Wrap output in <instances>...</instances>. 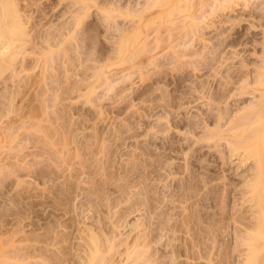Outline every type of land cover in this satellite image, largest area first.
Wrapping results in <instances>:
<instances>
[{
  "label": "bare ground",
  "instance_id": "obj_1",
  "mask_svg": "<svg viewBox=\"0 0 264 264\" xmlns=\"http://www.w3.org/2000/svg\"><path fill=\"white\" fill-rule=\"evenodd\" d=\"M123 1L124 3L128 2L127 0H118V3L116 1H108L102 5H100V3L97 4L98 10H101V14L104 13L105 15H103V19L106 23L109 24L111 21L118 18L125 20V24L120 25L119 28L117 26L118 23L116 25V28H118L116 30L118 32L117 37L115 34L112 35L115 32V30L112 32L111 28L112 25H114V22L111 24V27L108 26L109 34L107 33L108 35H106V38H111L110 42L113 44L109 48V46L104 44L99 37L100 26L97 29L93 26L95 28L94 30V28L91 27V24L90 26H88L87 22V24H84L90 11L96 5L97 0H75V3L70 6L69 10H66V12L69 13L67 18L63 22L60 21L61 24H58V27H51V30L47 29V33H40V30H37V27L40 24L35 28V24L38 23V21L34 23L33 16L27 14L26 11H23L24 8H22L19 0H0V77H2L7 70H10V68L12 69L11 71H13V67L18 63L20 55L23 56V59L20 60L22 69L19 73L16 72L17 75L23 71H27L26 62L30 55L35 54L40 61L41 58L46 57L48 54V57H50V54H52V58L50 57L49 61L44 62L45 67H48V64L51 62V72L56 71L58 68V59L62 57L60 59L62 60L64 58L61 62L62 66L66 69L65 72H68V74H66V79H71L70 76L72 75L70 73H73L70 64L73 66L74 63L79 62L84 66H82V68H84L82 78L77 82H72V84L74 83L79 90H82L83 93L81 94L86 100V103L92 102L93 104V102L96 101L94 99V96L96 95L94 94H97L96 92L98 89L103 86V89L106 87L107 92L115 90L114 93L117 92V94L121 92L127 93L126 91H130L131 89V87L127 85V82L132 81V78L136 75L142 80V86H137L138 88L132 89L123 96V99H129L132 102L134 99L140 98L144 102L148 100L153 103L155 102L149 106L151 107V109H149L151 112L156 111L158 108L168 110L169 107H176L175 109H177V107H184V101L188 100L187 103H189L190 98H192V100L201 99L202 101L200 102L204 103L205 100L202 98L206 99L207 97L206 89L209 87V89L213 88V82L217 81V84H219L217 86L219 88L217 87V90L216 86H214L215 90L212 89L214 94H212L211 97L209 96V100H222L224 101L223 106H220L219 108L216 107V109L218 108V113L216 115L214 104H212L209 106L212 107L210 108L212 110L208 111L207 108L206 111L208 112H204V110L199 115L197 114L198 116L195 118V121L198 120V117H201L203 120V116L205 117L206 115L207 119L210 116V118L217 121L218 125L214 124L216 128L211 129L209 133L207 130L208 134H204L206 136H202V133L199 136L196 135V132L200 127V122L197 124L192 120L194 116L190 119V117H186L183 112H179L178 116L176 112L173 113L172 110L170 113L168 112L169 114L166 116L168 122L172 121L173 123L171 127H173V125L177 127L186 126L189 131L187 130L188 133H182L184 137L186 136L185 134H193L197 136L195 137L192 135L195 137L194 139L191 136H187L188 145L181 143L182 141H179V144H176L177 142L175 143L174 140L172 141V138L175 137L173 134L169 135V133H167L168 136L165 137L163 133V135H161L163 137L159 136L158 134L162 133L160 132L162 130L158 129V132H153L152 136H150V138L148 137V144L144 143L146 145L145 147H143V145L138 146V149H141L140 152L136 154L135 152L138 150L134 151L133 155L135 157L137 156L136 158L138 159H136L137 162L134 163V168L131 167L124 170L125 167H118L115 168L117 169L116 171L111 170L112 172H109L115 159L110 160L113 158V154L109 155L110 151L108 154L102 149V152L105 153L104 156L108 154L109 157H107L109 159L101 158L99 156L96 160L97 162H93L95 164H93L92 167L97 165V167L101 169L98 171V168L96 167V172L98 171V173L93 172L95 169L91 171V169L86 170L83 168L85 171L83 170L82 174L88 175L85 178V175L82 176L80 173V167L76 166L75 168L77 161L73 162L69 160L63 156L64 154H61V150L57 149V140H54L56 142L48 141L53 145V148L50 147V149L46 144H43V142L42 144L40 143L42 140L40 141L37 139V142H34V145L32 146L35 149H32L31 152H29L25 151V148H27L28 143H33V141L31 138H28L29 140H26L25 143L23 142L24 144L22 143V145L20 144L19 147H17L18 145L12 147L13 149L17 148L15 150L16 153H13L14 151H9L4 155L3 152H1V189L2 187L9 188V186H13V184L16 183L10 181L11 174H17L15 176H20L21 174L32 175L35 178L42 179V182L45 184L41 196L42 201L39 202L43 206H51L53 210L51 212L55 214L56 211H60L59 213L64 217L69 213H73L76 210L78 211L79 208L81 210L80 212H82V214L79 213L81 217L85 211L93 210V214H99L98 216H101V221H98V226H92L88 225L89 223L87 221L85 222L83 218L82 220L76 219V216L73 214H71L66 220H61L60 216H58L57 223L50 224V222H48L46 224L43 234L39 232V234H37V232H35L37 230L34 228L33 230L31 229V233L29 231L26 235L25 233L24 235L23 233L22 235L20 234L21 236L16 237V240H5L7 246L4 248L0 246V264H5V262L9 263L6 259L7 257H10L9 255H12L9 253L11 250H9V248L14 246L16 241L22 242L25 240H32L31 245L23 246L20 244L21 246L17 248L19 251L16 252V250H14L16 253L13 255V258L17 257V261L25 260L27 262L29 258L35 260L38 257L39 259L37 261H40V264H70L73 258L76 260L74 256L77 255L79 264H204V262H202L203 260H208L210 264H213L212 262L216 261L215 256H217L219 257V263L221 264H236L237 256L234 254V252H236L238 259L240 258L237 264H264V0H143V2L132 0L136 1V6L138 5L137 2H139L140 6L138 5L137 7H133V4L131 5L132 7H128V5L126 6L125 4V7ZM76 5L77 7L73 9ZM239 9L244 10L247 17L249 15L257 19V21H252L251 19L253 18L250 19L253 22L250 23L252 27L258 30H260V27H263V29H261L263 35L260 40H257V34L252 32L250 35L253 36L252 39L254 42L261 44V51L263 53L261 57L262 60L259 63L256 62V68H254V70L249 67L253 62H251L245 54H241V58L238 56L242 52L241 49L240 53L238 51L239 44L240 46H243L241 44L246 43L248 40L245 41L238 36L239 34L236 35L238 31H234L235 34H233V30L237 25H242V21H250L249 17L248 19L238 17L236 12ZM66 12L65 14L67 15ZM47 13L45 16H47ZM43 18L45 17L43 16ZM43 18L41 17V19ZM121 26H123V28ZM35 29L37 31L34 32L33 30ZM93 30L96 31L95 35L92 34ZM212 32H217V36L214 35L216 38L213 37L215 38L214 41L212 40V36H207L209 34L212 35ZM246 33H249V29ZM92 36H95L97 40L96 41L94 38L96 41L94 53H96V55L92 60H94V63L96 61L95 66H91L88 62L92 60L85 57L87 50L92 48ZM114 38L115 40L113 41ZM36 39H41V44L36 45L35 50L27 52L28 45ZM229 46L234 47V50L227 51L226 49ZM235 48L237 50H235ZM230 51L234 53H231ZM75 52L78 56L77 58L73 55ZM234 54L236 56H234ZM91 57L92 55L90 58ZM237 57L239 59L236 62L234 60ZM34 59L36 60V58ZM115 64L123 66L124 64L127 65L123 68L121 67L118 72H114L115 70L112 71V67ZM76 66L78 65L76 64ZM46 68H44L43 64V69ZM91 68L94 69L93 72H89ZM48 70L49 69L47 68L46 71ZM201 70H205V74L214 70L216 71V74H211L210 72V74H208L209 78L201 79L199 82L192 80V78H194V73L196 75L201 72ZM120 73H122V76L115 78V76ZM44 76L41 78L43 79ZM53 77L54 79L58 78L57 76ZM190 79L194 83V86L189 88L192 89V87H194L196 91L201 93L198 97L194 93L195 91L191 92L190 89L185 88L186 82ZM26 80V78H22L20 79L19 84H16L19 90L16 89V95L21 91V87L28 83ZM58 80L61 82L60 78L56 81ZM146 81H148V83H145ZM161 83H163V85H160ZM230 84H240V91L237 90L239 96L256 94L259 92V99L256 97L258 99L256 103H248L249 105H246L244 108L241 105L242 109L239 108L240 110L238 112L236 111L237 113L234 115L233 111H231L232 108L229 109V105L224 106L226 104L225 102H227L229 96L232 94H230V92H233L232 90L234 86L229 87ZM27 87L28 86L25 85L24 88ZM103 89H100V91H103ZM67 91L69 92L68 89ZM198 92L196 93L199 94ZM41 94L43 93L41 92ZM239 99L241 98L239 97ZM211 102L212 101H209L208 103ZM57 103L61 104L62 102ZM217 104L218 102L216 105ZM54 105L57 106V104ZM134 105L132 106L135 107L136 105ZM204 105L206 106L207 104ZM230 105L232 106V104ZM45 107H47V105ZM147 110L146 113L134 111L132 115L135 117V120L138 117L142 118L140 121L138 120L139 125H141L139 126V129H144L145 126H148L149 121L147 123V121L143 119L151 113ZM136 113H139V116H136ZM169 115L171 116L170 118H168ZM61 117L57 120H61ZM163 117L164 116L159 115L161 123L159 122V124H157L158 127L165 128L164 123L162 122V119L164 120ZM215 117H217V120ZM210 118L209 120H213ZM63 120L64 122H61L60 127L65 123V118ZM198 121H201V119ZM205 122L208 123L207 121ZM38 124L39 123H34L31 125L37 130L41 127L43 128V126ZM71 124L73 123H70V125ZM21 127L25 128L27 126H22L21 124L16 128L17 130L11 131L10 134L14 139L20 136L18 131L20 132ZM11 128L12 126H6V129L8 130H11ZM118 128L120 130L121 127L118 126ZM116 129L117 126L115 127V130ZM132 129H135V131L138 132V125L137 128L135 127ZM119 130H116L118 134L115 135L120 136V134H122L120 133L122 129L120 132ZM46 133L48 132L46 131ZM48 134H46V136H48ZM139 135L142 134L139 133ZM186 138H184V142ZM158 139L163 140L162 146L164 145V149L161 152L158 151L159 153H156L154 150L155 146L151 148L150 145ZM75 140L80 148H82L81 146H84L85 148L89 146L90 141L88 142L86 140L84 142L78 138ZM203 140L210 142L214 141L215 146L218 147L220 153H223L225 148L220 150L219 145L222 146L221 149L223 147L229 149H226V156L222 157L224 163H228L231 160L230 157L235 156V154L237 156L238 152L240 154H238V157L241 166L248 163L249 160H251L252 164V160L255 159L253 161V163L255 162L254 165L250 168L251 170L244 175L245 177H242L245 182H243L244 184L241 188H235L236 184L233 186L234 188H232L230 183L232 181L228 182L225 178L221 179V181L223 180L221 184L214 183L215 185H212L210 183L212 186L207 185L209 184L208 182L214 180L213 174L204 176L207 174L205 173L202 176L204 172L201 174V171L199 170V172L197 169L199 164H196L200 158L199 154H201L200 150V153L198 155L196 154V147L200 142H203ZM138 143L139 142H137V144ZM197 143L198 145L194 146ZM212 145H209L210 148H212ZM193 146L195 149L191 150L190 157H186L187 161L183 158L186 163H168L167 159L170 157H168L169 155L167 153L169 152H166L165 150H177L176 152H178L179 150H186L187 147L193 148ZM105 147L108 149L106 145L103 146V148ZM198 148L200 149V147ZM189 149L190 148H187L188 151ZM185 150L182 152L185 153ZM45 153H47L49 157L41 158ZM89 154L87 159L92 155ZM30 155L34 157L29 160L27 157ZM146 155L155 156L156 158L153 157L154 160H151L148 159V157L146 158ZM187 155L189 154H186V156ZM82 158H79V161ZM219 158H221V156ZM87 159L85 157L84 161L82 159L78 164H81L86 168V165L84 166L85 162L88 164V162L91 161V159L90 161L88 159L87 162ZM111 161L113 162L111 163ZM122 161H124V159ZM199 162L200 160L198 163ZM64 164H66L67 167L62 168L63 170H61L60 168L61 166L63 167ZM108 164L110 165V168ZM201 165V167H203L205 164L202 163ZM89 167L92 168L90 164L88 168ZM77 168L79 170H77ZM111 169L114 168L112 167ZM161 169H166L168 174L165 175ZM106 170H108L107 172L109 173H106ZM123 170L126 173L125 177H128L125 179L126 182L123 180L125 177L121 176ZM63 171H68V174ZM93 174H96V177L97 175L101 177H99V180L98 178L94 179ZM174 174L175 176H172ZM131 176L133 179V176H135L136 180H130ZM153 176L156 181L158 179H161V181L164 179L166 181V178L169 180L170 176H172V179L170 178V181L165 184H163V182L161 183L159 180L158 182H148ZM60 177H63L64 179L60 180V183H58L57 181ZM120 180L123 182L121 183ZM117 181H120L121 184H114L117 183ZM21 182L22 180L18 179V184L16 186H20ZM159 182L163 184V186H160ZM83 183L89 185L86 186ZM112 184H114L117 189H115ZM205 185L206 189H204ZM8 188L4 189L7 190ZM116 190L117 193L119 192L120 194L118 196L116 195L117 197L114 196L115 198L111 197ZM28 191L30 192V190ZM45 191H49L48 194L51 195L46 194ZM11 193L12 192H10V194ZM25 194L26 193H22L20 190H16L9 199L13 204L16 202L20 203V198H25ZM28 194L29 196H34L32 192ZM6 195L9 194L6 193ZM79 195H83V197L80 199V205H76L74 199L79 197ZM49 197H51V200H54L52 201V204L50 203L51 201L49 200ZM30 200L32 201V199ZM31 201L25 202L26 206H31L32 208H34L35 205L37 206V203L34 202V198L33 201ZM10 204L13 205L12 203ZM73 205H76V207ZM47 206L46 208H48ZM20 208L17 210L22 211L23 213L24 210H20ZM46 210L44 212H46ZM3 211L5 212V210ZM11 212L13 213L14 210L12 209L10 212L6 211L5 215L10 214ZM103 212H107L105 213L106 215H104ZM87 214L88 213H86V215ZM132 214H137L140 217L138 220L136 219L137 221L134 225L132 224L133 226L132 228L130 227V232H125V234L121 228L126 227V222L128 221L127 218ZM45 215V217H47L46 213ZM50 215L52 214L48 212L49 218H51ZM92 216L93 215L90 214L91 218ZM90 217L87 218L89 219ZM107 221L110 222L111 225L107 224ZM229 226H232V231L234 232L229 231L230 229L228 230ZM69 227L76 228L78 230V235L73 237V230H65ZM17 233H19V231ZM74 238L78 239V242L75 243L73 240ZM231 241L232 243H235L233 248ZM39 243L42 244L40 245ZM232 257H234L233 260H231ZM34 260H32V263L30 264H33ZM37 261L35 263H37ZM26 262L25 264H29ZM71 263L73 264V262ZM76 264H78V262Z\"/></svg>",
  "mask_w": 264,
  "mask_h": 264
},
{
  "label": "rangeland",
  "instance_id": "obj_2",
  "mask_svg": "<svg viewBox=\"0 0 264 264\" xmlns=\"http://www.w3.org/2000/svg\"><path fill=\"white\" fill-rule=\"evenodd\" d=\"M20 1V3H21V5H22V8H24L23 9V11L25 12L26 11V13L27 14H31L32 16H33V22L34 23H36L37 21H38V23H36L35 25V28L37 27V30H40V33H47V29L48 30H51L53 27L55 28V27H58L61 23H60V21L61 22H63L66 18H67V16H68V14L69 13H67L66 12V10H69V8H70V6L71 5H73L75 2V0H19ZM108 1H116L117 3H118V0H97V3H96V5L93 7V9L90 11V14L88 15V17L86 18V20H85V22H84V24H87L88 23V26H90V24H91V27H93V26H95L96 27V29L100 26V39L104 42V44H106V45H108L109 46V48H110V46H112L113 44L110 42V40H111V38L110 39H108V38H106V35H108L109 34V32H108V26H110L111 27V24L113 23L114 25H112V32H114V30H115V32L112 34V35H114L115 34V36L117 37V34H118V32L116 31L119 27H120V25H123V24H125L124 22H125V20L124 19H122V18H118V19H116V20H114V21H111L109 24L108 23H106L105 21H104V13L103 14H101L102 13V11L101 10H98V7H97V4H99L100 3V5H102L103 3H105V2H108ZM128 2H125L124 3V1H123V4H124V6H125V4H126V6L128 5V7L129 6H131L132 4V6L134 7V6H136V1H138V0H136V1H132V0H127ZM139 1H141V2H143V0H139ZM132 2V3H131ZM129 3V4H128ZM58 4V5H57ZM137 4L139 5V2H137ZM137 5V6H138ZM27 8H26V7ZM56 6V7H55ZM125 6V7H126ZM131 6V7H132ZM136 6V7H137ZM140 6V5H139ZM77 7V5L73 8V9H75ZM26 8V9H25ZM52 9V10H51ZM54 9V10H53ZM65 10V11H64ZM244 10H242V9H239L237 12H236V14H238V17L240 18H247L248 19V17H249V20L251 19V18H253V19H251L252 21H254V20H256L257 21V19L256 18H254V17H251V16H249L248 15V17H247V14L245 15V11L243 12ZM47 12H49V13H47ZM65 12L67 13V15L65 14ZM243 12V14H244V16H243V14L240 16V14ZM47 13V16H45V14ZM104 15V16H103ZM43 16L45 17V18H43ZM243 16V17H242ZM36 17V18H35ZM41 17L43 18V19H41ZM39 18V19H38ZM257 18H259V17H257ZM38 19V20H37ZM41 19V20H40ZM242 21V25H237L236 27H235V29L233 30V34H235V32L236 31H238L237 33H236V35H238L240 38H243V40H248L246 43H243V44H241V45H243V46H240V44H239V46H238V51H239V53H240V49H241V53H240V55H238L239 56V58H241V54H245L246 56H247V58L251 61V62H253V63H251V65L249 66L252 70H254V68H256V62L257 63H259L261 60H262V55H263V53H262V47H261V44L259 43H256V42H254L253 41V39H252V37L253 36H250L251 34H252V32L253 33H255V34H257L256 35V38H257V40H260L261 38H262V35H263V33H262V30L261 29H263V27H260L259 29L260 30H258V29H255L254 27H252L251 26V24L250 23H253L252 21ZM41 21H42V23H41ZM89 21V22H88ZM122 21V22H121ZM255 21V22H256ZM40 22V23H39ZM87 22V23H86ZM102 22H103V24H102ZM117 23H118V25H117ZM119 23H122V24H119ZM54 24V25H53ZM59 24V25H58ZM98 24V25H97ZM104 25V26H103ZM116 25L118 26V28H116ZM42 26V27H41ZM249 26H250V28H249ZM52 27V28H51ZM106 27V28H105ZM114 27H115V29H114ZM122 28H123V26H121ZM251 27H252V29H251ZM94 28V27H93ZM248 29H249V33H246L247 31H248ZM255 29V30H254ZM36 29L35 30H33L34 32L35 31H37ZM94 30H95V28H94ZM93 30V32H92V34H96V31H94ZM251 30V31H250ZM257 30V31H256ZM235 31V32H234ZM246 31V32H245ZM34 32H32V33H34ZM244 32H245V35H244ZM108 33V34H107ZM209 33V32H208ZM214 35H216L217 36V32H212V35H207V36H212V40L214 41L215 40V36ZM235 35V36H236ZM244 35V36H243ZM249 35V36H248ZM242 36V37H241ZM246 36V37H245ZM213 37H215V38H213ZM245 37V38H244ZM94 38H95V40H96V37L95 36H92V44H91V47L92 48H88L89 50H87V54L85 55V57H87V58H89V59H94L95 58V55H96V53H94V46H95V42L97 41H95L94 40ZM115 40V38L113 39V41ZM36 41V42H35ZM35 41H32L29 45H28V47H27V52L28 51H32V50H35V46L36 45H39V44H41V39H36ZM251 41V42H250ZM40 42V43H39ZM90 47V46H89ZM245 49H244V48ZM247 47V48H246ZM227 51H229V50H234V47H232V46H229V47H227V49H226ZM225 50V51H226ZM235 50H237L236 48H235ZM244 50H245V53H244ZM89 51V52H88ZM247 51V52H246ZM231 53H234V52H232V51H230ZM230 53V54H231ZM56 56H58V57H60L59 55H57V54H55ZM73 55H75V57L77 58L78 56L76 55V52L73 54ZM92 55V57L90 58V56ZM242 55V56H243ZM49 56V54L46 56V57H43V58H41V60L39 61L38 59H37V56L35 55V54H32V55H30L29 57H28V60H27V64H26V66L28 67H26V70L27 71H23V72H21L19 75L21 76H19V75H17V73H19L20 72V70L22 69V65H21V59H23V56H21L20 55V57L18 58V63L13 67V71H11L12 69L10 68V70H7V72H5L4 74H3V76L2 77H0V153L1 152H3V154L5 155V154H7L9 151H14L13 153H16V149L17 148H15V149H13L12 147H14V146H16V145H18L17 147H19V145L21 144L22 145V143L24 142H26V140H29L28 138H31V140L33 141V143H28L27 144V148H25V151H29V152H31V150L32 149H35V148H33L32 146L34 145V142H37V139L38 140H42L40 143L42 144V142H43V144H46L49 148L51 147V148H53L52 146V144H50L49 142H56V141H54V140H57V149L58 150H61V154L63 155V156H65L66 158H68L69 160H71V161H77L76 162V165H75V168H76V166H79L78 168L79 169H81V175L83 176V175H85V174H82V172H83V170L84 169H86V170H88V169H91V171H93L94 169V171L93 172H95V173H98V171H100L101 169H99L98 167H97V165L96 166H93L92 167V165L93 164H95L97 161V159L99 158V156L101 157V158H107V159H109L108 157V154H109V151H110V154L109 155H112V159H110V160H114V162L113 161H111V163H112V165H111V168L113 167L114 169H111L110 168V165H109V168H110V171L109 172H112L113 170H117V169H115V168H118V167H125V169L124 170H127V169H129V168H134V163H136L137 162V156L135 157L133 154H134V151H136V150H138V151H136L135 153L137 154L138 152H140L141 151V149L139 150L138 149V146H141V145H143V147H145L146 145L145 144H148V137L150 138V136H152V134H153V132H158L159 130H162V131H160V132H162V133H159L158 135L159 136H161V135H163V133H164V136L166 137V136H168V134L167 133H169V135L170 134H173L175 137H173L172 138V141L174 140V142L176 143V144H179V141L181 142V143H184L185 145L188 143V141H187V136H191L193 139L195 138V137H197V136H195V135H193V134H185L186 136L184 137L183 136V134L184 133H186L187 132V130H188V128L185 126V127H183V126H180V127H177V126H175V125H173V127H171V125L173 124L172 123V121L170 122H168V119H167V117L166 116H168V114L170 113V111H172L173 113H175L176 112V114L178 115L179 114V112L180 113H184L185 114V116L186 117H190V119L192 118V120H196L195 118L202 112V111H204V112H208L209 110H212V109H210V108H212V107H209V106H211L212 104H214V107H215V109H216V107H220V106H223V102L224 101H222V100H216V101H213L212 99L211 100H209L210 98H209V96L211 97V95L212 94H214V91L213 90H215V87L214 86H216V88L218 87L217 85H219V84H217V81L216 82H213L214 84H213V88H211V89H209V88H207L206 89V99L205 98H202L203 100H205L204 101V103L203 102H200V101H202L201 99H193L192 100V98H190L189 99V103H187L188 102V100H186V101H184V103H183V106L185 107H177V109H175L176 107H169L168 108V110L166 109H163V108H158L156 111H154V112H151L149 109H151V107H149V106H151L152 104H154L152 101H150V100H148V101H142L140 98H136V99H134L132 102H131V100H124L123 99V96H125L128 92H130L132 89H134V88H138V87H141L142 85L141 84H143V82H142V80H140V78L138 77V76H134L133 78H132V81H128L127 82V85L129 86V87H131V89H130V91L129 90H127L126 92L127 93H125V92H121V93H119V94H117V92L116 93H114V91H111V92H107V90H106V87L104 88L105 89V92H104V89H103V87H101V88H99L98 89V91L96 92L97 94H94V95H96V96H94L95 98V100L96 101H94L93 102V104H92V102L91 103H89V102H87L86 103V100L84 99V97L82 96V94L81 93H83L82 92V90H79V88L78 87H76V85L73 83L72 84V82H77L78 80H80L81 78H82V75L84 74V68H82V66L83 65H81L79 62H77V63H74L73 64V66H72V64H70V67H71V70H72V72L73 73H70L72 76H70L71 77V79L69 78H67L66 79V74H68V72L66 73L65 72V68L62 66V60H64V58L62 59V60H60V59H58L57 61V63H58V65H57V70L56 71H52L51 72V65H52V63L50 62V64H48L49 66L47 67L49 70L48 71H46V67H45V63L44 62H47V61H49V59H50V57L52 58V54H50V57H48ZM83 56H84V54H83ZM231 56H232V54H231ZM234 56H236L235 54H234ZM22 57V58H21ZM48 57V58H47ZM34 58H36V60L34 59ZM47 60H46V59ZM238 57L234 60V61H236L237 62V60L239 59ZM33 60V61H32ZM35 60V61H34ZM30 61V62H29ZM39 64H38V63ZM24 63H25V60H24ZM89 64H91V66H95L96 65V61H95V63H94V60H92V61H90V62H88ZM233 63V62H232ZM235 63V62H234ZM43 64H44V68H46V69H43ZM76 64L78 65V66H76ZM80 64V65H79ZM125 65H127V64H124V66ZM255 65V66H254ZM123 65H118V64H115L113 67H112V71H114V72H118L119 70H120V68L122 67H124ZM84 67V66H83ZM35 68V69H34ZM62 68V69H61ZM32 69V70H31ZM81 69H82V71H81ZM63 72H62V71ZM79 70V71H78ZM34 71V72H33ZM94 71V69H90L89 70V72H93ZM11 72V73H10ZM17 72V73H16ZM47 74H46V73ZM56 72V73H55ZM210 72L211 71H209V72H207L206 74H205V70L203 71V70H201V72H199L198 74H196L197 75V77H196V75H195V73H194V75H193V77L194 78H192V80H196V81H198L199 82V80L201 81V79H206V78H209V75L208 74H210ZM216 71H214V70H212V72H211V74L213 73H215ZM79 73V74H78ZM192 73V74H193ZM219 73H221V72H219ZM218 73V74H219ZM14 74V75H13ZM51 74V75H50ZM216 74V73H215ZM254 74H255V72H254ZM44 75H46V76H44ZM63 75H64V77H63ZM74 75V76H73ZM16 76H17V78H16ZM25 76V77H24ZM42 76H44L43 77V79L41 78ZM53 76H57L58 78H60V80H61V82H59V80L58 81H56L57 79H54V77ZM120 77V76H122V73H120V74H118L117 76H115V78L116 77ZM219 76V75H218ZM221 76V75H220ZM13 77V78H12ZM27 79L26 81L28 82L27 84H25V85H27L28 87L27 88H24L25 87V85L23 86V87H21L22 89H25V90H22L21 89V91L20 92H18L17 93V95L15 94V92L18 90V88H17V85L16 84H19V81H20V79ZM31 78V79H30ZM73 78V79H72ZM48 79V80H47ZM52 79V80H51ZM6 80V81H5ZM18 80V81H17ZM42 80V81H41ZM135 80V81H134ZM191 80V79H190ZM188 81V82H186V87L185 88H188V89H190V91L191 92H194L196 95H197V97H198V95H200L201 93H199L198 91H196L195 89H194V87H192V89L191 88H189V87H191V86H194V83L192 82V80L191 81ZM16 82V83H15ZM29 82H30V84H29ZM57 84H56V83ZM69 82V83H68ZM191 82V83H190ZM22 83V82H21ZM61 83V84H60ZM145 83H148V81H146ZM7 86H6V85ZM29 84V85H28ZM188 84V85H187ZM190 84V85H189ZM59 87H58V86ZM62 85V86H61ZM160 85H163V83H161ZM38 86H39V88H38ZM57 88H56V87ZM67 86V87H66ZM138 86V87H137ZM231 86H234V88H233V92H230V94L232 93V94H234V95H232L231 94V96H229V99L227 100V102H225L226 104L224 105V106H226V105H229L230 107H229V109H231V111H233V114L234 115H236V113L240 110V109H242V107L244 108L246 105H249L250 103H256L257 102V100L259 99V95H260V93L259 92H257L256 94H249V95H244V96H242V95H238L239 94V92L238 91H240V84L238 85H235V84H233V85H231L230 84V86L229 87H231ZM61 87V88H60ZM133 87V88H132ZM225 87V86H224ZM219 88V87H218ZM218 88H217V90H218ZM17 89V90H16ZM53 89V90H52ZM67 89L69 90V92L67 91ZM71 89V90H70ZM75 89V90H74ZM100 89L102 90L103 89V91H100ZM187 89V90H188ZM209 89V90H208ZM213 89V90H212ZM14 90V91H13ZM41 90V91H40ZM213 92H212V91ZM238 90V91H237ZM19 91V90H18ZM59 91V92H58ZM61 91V92H60ZM65 91V92H64ZM39 92V93H38ZM41 92L43 93V94H41ZM99 92V93H98ZM106 92H107V94H106ZM196 92H198L199 94H197ZM209 92H212V93H209ZM65 93V94H64ZM67 93V94H66ZM112 93V94H111ZM193 93V94H194ZM210 95H209V94ZM238 93V94H237ZM31 96H30V95ZM51 94V95H50ZM70 94V95H69ZM105 96H104V95ZM109 94H111V95H109ZM115 94V95H114ZM122 94V95H121ZM41 95V96H40ZM67 95V96H66ZM50 96V97H49ZM53 96V97H52ZM62 98H61V97ZM65 96V97H64ZM104 96V97H103ZM109 96V97H108ZM215 96H217V95H215ZM10 97H12V98H10ZM64 97V98H63ZM103 97V98H102ZM110 97H112V98H110ZM120 97V98H119ZM232 97V98H231ZM239 97L242 99H239ZM258 99H257V98ZM55 98V99H54ZM98 98V99H97ZM11 99V100H10ZM41 99V100H40ZM49 99V100H48ZM107 99V100H106ZM239 99V100H238ZM13 100V101H12ZM22 100H24V101H22ZM45 100V101H44ZM58 100V101H57ZM122 100H123V102H122ZM198 100V101H197ZM237 100V101H236ZM12 101V102H11ZM39 101V102H38ZM43 101V102H42ZM48 101V102H47ZM62 102L61 104L60 103H57V102ZM195 101V102H194ZM209 101H212L211 103H208ZM229 101V102H228ZM26 102V103H25ZM192 102H193V104H192ZM218 102V104L216 105V103ZM220 102V103H219ZM45 103V104H44ZM48 103V104H47ZM96 103V104H95ZM185 103H187V104H185ZM203 105H202V104ZM228 103V104H227ZM243 103V104H242ZM249 103V104H248ZM252 103V104H253ZM16 104V105H15ZM22 104V105H21ZM33 104V105H32ZM54 104H57V106H55ZM134 105L135 107H133L132 105ZM185 104V105H184ZM204 104H207L206 106L204 105ZM210 104V105H209ZM230 104H232V106L230 105ZM15 105V106H14ZM35 105V106H34ZM47 105V107H45ZM59 105V106H58ZM63 105V106H62ZM200 105H201V107H200ZM241 105H242V107H241ZM206 108H205V107ZM239 106V107H238ZM13 107H16V108H13ZM60 107H61V109H60ZM19 108V109H18ZM57 108V109H56ZM133 108V109H132ZM208 108V111H206V109ZM218 108L215 110L214 109V111H216V115H217V113H218ZM223 108H227V107H223ZM237 108V109H236ZM240 108V109H239ZM3 109V110H2ZM13 109V110H12ZM137 109V110H136ZM150 113V115H147L145 118H143V119H145L146 121H147V123H148V121H149V123H148V126H145L144 127V129L143 128H141V129H139V126H141V125H139V121H140V119H142V118H137L136 120H135V117H133L132 115H133V113H134V111H137V112H141V113H146V110ZM12 110V111H11ZM59 110V111H58ZM64 110V111H63ZM2 111V112H1ZM29 111V112H28ZM53 111V112H52ZM60 112V113H58V112ZM237 111V112H236ZM17 112H18V114H17ZM57 112V113H56ZM106 112V113H105ZM169 112V113H168ZM198 112V113H197ZM6 113V114H5ZM45 113V114H44ZM155 113V114H154ZM196 113V114H195ZM4 114V115H3ZM59 114V115H58ZM67 116H66V115ZM139 113H136V116H139L138 115ZM151 114H152V116H151ZM198 114V115H197ZM17 115V116H16ZM65 115V116H64ZM87 115V116H86ZM159 115L160 116H164L163 118H164V120L162 119V122L164 123V126H165V128L164 127H158L157 126V124H159V122L161 121V120H159ZM43 116V117H42ZM46 116V117H45ZM62 116V117H61ZM64 116V117H63ZM103 116V117H102ZM179 116V115H178ZM208 116V115H207ZM13 119H12V118ZM32 117V118H31ZM60 117H61V120H57L58 118L60 119ZM166 117V118H165ZM171 116L169 115V117L168 118H170ZM8 118V119H7ZM45 118H46V120H45ZM48 118V119H47ZM65 118V123H63L62 124V127H60L61 126V122H64V120L63 119ZM67 118V119H66ZM209 118H210V116L208 117V119H207V117H206V115H205V117L203 116V120H202V118L201 117H198V120L199 119H201V121H202V123H201V121H195L197 124H198V122H200L199 124V128H198V130H197V132H196V135H199L200 136V134L202 135V136H206V135H204V134H206L207 133V130H208V133H209V131L211 130V129H214V128H216V126H214V124L215 125H218L217 124V121H215L213 118H210V119H213V120H209ZM216 118V120H217V117H215ZM29 119V120H28ZM51 119V120H50ZM232 119V118H231ZM6 120V121H5ZM48 120V121H47ZM63 120V121H62ZM139 120V121H138ZM3 121H4V123H3ZM28 121V122H27ZM32 121V122H31ZM50 121V122H49ZM55 121V122H54ZM60 121V122H59ZM72 121V122H71ZM129 121V122H128ZM133 121V122H132ZM205 121H207L208 123H206ZM9 122V123H8ZM19 122V123H18ZM26 122V123H25ZM126 122V123H125ZM213 122V123H212ZM37 124V123H39L38 125H40V126H43V128L41 127L39 130H37V129H35V128H33L32 127V125L33 124ZM42 125H41V124ZM68 123V124H67ZM70 123H73V124H71L70 125ZM75 123H76V125H75ZM130 123H131V126H130ZM138 123V124H137ZM161 123V122H160ZM168 123V124H167ZM170 123V124H169ZM22 124V126H27V127H25V128H20V132L18 131V133L20 134V136L19 137H16L15 139L13 138V136H11V131L12 130H17L16 128L18 127V126H20V125ZM24 124V125H23ZM32 124V125H31ZM59 124V125H58ZM141 124V123H140ZM150 124V125H149ZM152 124V125H151ZM65 125V126H64ZM67 125H68V127H67ZM137 125H138V129L139 130H137L138 132H136L135 131V129L133 130L132 128H137ZM154 125H155V128H154ZM207 125V126H206ZM6 126H12V128H11V130L9 129H6ZM39 126V127H40ZM45 126H48V127H45ZM117 126V129L119 130V128H118V126H120L121 128H120V130H119V132L121 131V129H122V131L120 132V133H122V134H120V136H117V135H115V134H118L117 133V129L115 130V127ZM152 126H153V128H152ZM157 126V127H156ZM169 126V127H168ZM213 126V127H212ZM228 126V125H227ZM226 126V127H227ZM53 127H55V128H53ZM67 127V128H66ZM69 127H70V129H69ZM132 127V128H131ZM147 127V128H146ZM167 127V128H166ZM176 127V128H175ZM182 127V128H181ZM50 128V129H49ZM72 128V129H71ZM124 128V129H123ZM131 128V129H130ZM165 129V131H164V129ZM207 128V129H206ZM43 129V130H42ZM58 129V130H57ZM64 129H65V131H64ZM97 129V130H96ZM152 129V130H151ZM159 129V130H158ZM179 129V130H178ZM182 131H181V130ZM200 129V130H199ZM5 130V131H4ZM69 130V131H68ZM101 130V131H100ZM149 130V131H148ZM206 130V131H205ZM29 131H30V133H29ZM31 131H32V133H31ZM46 131L49 133V131H50V133L48 134V133H46ZM76 131V132H75ZM114 131H116V132H114ZM167 131V132H166ZM189 131V130H188ZM200 131V132H199ZM57 132V133H56ZM67 132V133H66ZM129 132V133H128ZM173 132V133H172ZM199 132V133H198ZM17 133V134H18ZM53 133V134H52ZM59 133V134H58ZM65 133V134H64ZM114 133V134H113ZM139 133H141L142 135H139ZM166 133V134H165ZM181 133V134H180ZM183 133V134H182ZM188 133V132H187ZM207 133V134H208ZM6 134H7V136H6ZM46 134H48V136H46ZM57 134H58V136H57ZM110 134V135H109ZM145 134V135H144ZM151 134V135H150ZM10 135V136H9ZM35 135V136H34ZM50 135V136H49ZM108 135V136H107ZM113 135V136H112ZM180 135H181V137H180ZM195 136V137H193V136ZM78 136V137H77ZM116 136V137H115ZM133 136V137H132ZM183 136V137H182ZM10 137V138H9ZM75 137V138H74ZM161 137H163V136H161ZM33 138V139H32ZM40 138V139H39ZM52 138V139H51ZM59 138V139H58ZM81 139L82 141H90L91 142V140H92V142H91V145H90V142H89V146H90V148H89V146L87 147V148H85L84 146H81L82 148H80L78 145H77V143H76V140L75 139ZM88 138V139H87ZM94 138V139H93ZM105 138V139H104ZM118 138V139H117ZM184 138H186V140H185V142H184ZM111 139V140H110ZM15 140V141H14ZM47 140V141H46ZM108 140V141H107ZM138 140V141H137ZM196 140H197V138H196ZM49 141V142H48ZM115 141V142H114ZM67 142V143H66ZM105 142H106V144H105ZM137 142H139L138 144H137ZM141 142V143H140ZM159 142V143H158ZM205 142H207V143H205ZM214 143V141H207V140H203V142H200L199 143V145H198V143L197 144H195L194 146H197L196 148H197V152H196V154L198 155L200 152H199V150L201 151V154H199L200 156V158H199V160H200V162L198 163V161H197V169H198V171L200 170L201 171V174H202V176L205 174V173H207V174H205L204 176H208V174H213V176H214V180H212V182L210 181V182H208L209 184H207L208 186H212L214 183H216V184H221V182L223 181H221V179H223V178H225V180L227 179L228 180V182L229 181H232L233 182V184H232V182H230L231 183V187L232 188H234L233 186H235V184H236V186H235V188L237 187V189H238V187H242L243 186V182H245L244 181V178H242V177H245L244 175L245 174H247L251 169V167H252V165H254V163H253V161L255 160V159H253L252 160V164H251V160H249V162L248 163H246V164H243L242 166L240 165V159H239V157H238V154H239V152L237 153V156H236V154H235V156H233V157H230L231 158V160L226 164V163H224L223 161H222V157L223 156H226V153H227V150H229V149H227L226 147H223L222 149H221V145H219L220 147H219V149L220 150H223L224 148V150H223V153H220L219 152V150H218V147L217 146H215V143ZM223 142V141H222ZM23 143V144H24ZM48 143V144H47ZM63 143H64V145H63ZM145 143V144H144ZM209 143H211V144H209ZM13 144V145H12ZM76 144V145H75ZM103 144V145H102ZM140 144V145H139ZM162 144H163V140H160V139H158L157 141H154L153 142V144L152 145H150L151 146V148H153L154 146V150H155V152L156 153H159L158 151H162L163 149H164V145L162 146ZM203 144V145H202ZM214 146H213V145ZM107 146L108 147V149L106 148H103V146ZM188 145V144H187ZM209 145H212L211 147L212 148H210V146ZM193 146V148L192 147H187V148H190L189 149V151L187 150V148H186V150L185 149H183V150H179L178 152H176L177 150H165L166 152H169V153H167L169 156L168 157H170V158H168L167 159V161H168V163L169 162H173V163H175V164H184V163H186V157H190V155H191V150L192 149H195V147ZM6 147V148H5ZM47 147V148H48ZM78 147V148H77ZM162 147V148H161ZM198 147H200V149L198 148ZM213 147H215V148H213ZM50 148V149H51ZM216 148H217V150H216ZM80 149V150H79ZM102 149H103V151L105 152V153H108V154H106V156H104L105 155V153H103L102 152ZM159 149V150H158ZM161 149V150H160ZM212 149V150H211ZM227 149V150H226ZM65 152H64V151ZM85 150V151H84ZM90 150V151H89ZM112 150V151H111ZM188 151L187 153L185 152H182V151ZM225 150H226V152H225ZM92 152V153H91ZM112 152V153H111ZM127 152V153H126ZM171 152V153H170ZM176 152V153H175ZM225 152V153H224ZM79 153V154H78ZM89 153H91V154H89V155H91V157L89 158L88 157V159H89V161H90V159H91V161L90 162H88V159H87V156H88V154ZM184 153V154H183ZM87 154V155H86ZM130 154H131V156H130ZM135 154V155H136ZM186 154H189V155H187L186 156ZM212 154V155H211ZM222 154H224V155H222ZM45 155V156H44ZM43 156H41V158H47V156L49 157V155L47 154V153H45ZM83 156V158H82V156ZM95 155V156H94ZM214 155V156H213ZM240 155V154H239ZM108 156V157H107ZM117 156V157H116ZM221 156V158H219ZM34 156H28L27 157V159H32ZM85 157H86V161L88 162V164L85 162V164H84V166L86 165V168L85 167H83V165H79L78 163L83 159V161H84V159H85ZM134 157H135V159H134ZM146 158L148 157V159H153L154 160V158H156L155 156H148V155H146L145 156ZM154 157V158H153ZM216 157V158H215ZM76 158V159H75ZM79 158H82L80 161H79ZM93 158H94V160H93ZM96 158V159H95ZM186 160H184V159ZM124 159V161H122ZM130 159V160H129ZM134 159V160H133ZM137 159V160H136ZM170 159V160H169ZM96 161V162H95ZM129 161V162H128ZM205 161V162H204ZM239 161V162H238ZM91 162H92V164H91ZM93 162H95V163H93ZM131 162V163H130ZM154 162V161H153ZM155 163V162H154ZM203 163V164H205V165H203V167L205 166L206 167V169H205V167L203 168V167H201L202 165L201 164ZM89 164H90V166L92 167V168H88V166H89ZM123 164V165H122ZM132 164V165H131ZM113 165H116V166H113ZM121 165V166H120ZM207 165V166H206ZM53 167H54V165H53ZM65 167H67V165L66 164H64L63 165V167L61 166V170H63L62 168H65ZM98 168V171L96 172V170H97V168ZM127 167V168H126ZM240 167V168H239ZM77 168V170H79ZM84 168V169H83ZM59 170V169H58ZM112 170V171H111ZM124 170L122 171V174H121V176L122 177H125V172H124ZM162 171H163V173L166 175V174H168V171L166 170V169H161ZM206 170V171H205ZM85 171V170H84ZM108 170H106V173H109V172H107ZM199 171V172H200ZM63 172H66V171H63ZM62 172V173H63ZM67 174H68V171L66 172ZM74 173V172H73ZM233 173V174H232ZM240 173V174H239ZM0 175H1V172H0ZM11 175H13V176H11ZM10 175V181H14V182H16L15 184H13V186H9V188L8 187H4V188H8L7 190L6 189H4L3 187H2V189H4V190H2L1 188V190H0V193L2 194H0V246L2 247V248H4V247H6L7 246V242L6 241H8L9 239H15L16 240V237H19V236H21L22 235V233H23V235H24V233H25V235L26 234H28L29 233V231H30V233L32 232V230L34 229V228H36V230L37 231H35V232H37V234H39V233H41V234H43L44 233V227L46 226V224L48 223V222H50V224H54V223H57V221H58V216H60V219L61 220H66L68 217H70V215L71 214H73L74 216H76V219H79V220H82V218H83V220L86 222H88L87 224L88 225H92V226H98V221H101V216L99 217L98 215L99 214H93V210L92 211H85V213L80 217V214L79 213H81L82 214V212H80L81 210L78 208V211H77V213H76V211L75 212H73V213H69L68 215H66V216H62V214H60L59 212L60 211H56L55 212V214L53 213V212H51V211H53L52 210V207L51 206H47L48 208H46V206H43L42 204H40V202L39 201H42V194H43V188L45 187V184L42 182V179H38V178H35L34 176H32V175H27V174H21L20 176L18 175V176H15V175H17V174H11ZM25 175H27V176H25ZM94 175V179H97L98 178V180H99V177H101V176H98L97 175V177H96V174H93ZM177 175H179V174H177ZM86 176H88V175H85L84 176V178L86 177ZM172 176H175V174L174 175H172ZM172 176H170L169 177V180L166 178V181L163 179V181H161V179H158L159 181H161V183L163 182V184H165L166 182H169L170 181V178L172 179ZM226 176H227V178H226ZM2 177V176H1ZM0 177V178H1ZM64 177V176H63ZM63 177H60L59 178V180L57 181L58 183H60V180H63L64 178ZM104 177V176H103ZM108 177V176H107ZM106 177V178H107ZM134 177V179H135V176H133ZM83 178V177H82ZM126 178H128L127 176L123 179L124 181H125V179ZM131 179L130 180H134L133 178H132V176L130 177ZM154 178V179H153ZM18 179L19 180H22V182H21V187L20 186H16L17 184H18ZM108 179V178H107ZM25 180V181H24ZM111 180V179H110ZM136 180V179H135ZM155 180V181H154ZM158 180L156 181V179H155V177L153 176L152 177V179L150 180H148V182L150 181V182H158ZM226 180V181H227ZM121 181V180H120ZM120 181L118 182L117 181V183H114V184H117V185H120L123 181H121V183H120ZM165 181V182H164ZM126 182V181H125ZM220 182V183H219ZM160 182H159V184H160V186H163V184H161ZM210 183L212 184V185H210ZM84 185H86L85 183H83ZM92 184V183H91ZM90 184V185H91ZM114 184H112V185H114ZM124 184V183H123ZM126 184V183H125ZM48 185V184H47ZM87 185H89V184H87ZM86 185V186H87ZM111 185V186H112ZM215 185V184H214ZM113 187V186H112ZM114 187H115V189H117L116 188V186L114 185ZM113 187V188H114ZM10 189V190H9ZM34 189V190H33ZM204 189H206V185L204 186ZM9 190V191H8ZM16 190H20L22 193H26L25 194V198H20L21 200H20V203L19 202H16L15 204H13V202H11V200L9 199L10 198V196L16 191ZM28 190H30V192H32V194L34 195V196H29V194L28 193H30ZM5 191V192H4ZM10 192H12L11 194H10ZM28 192V193H27ZM3 193H4V195H3ZM6 193H8L9 195H6ZM45 193L46 194H48L49 193V191H45ZM28 194V195H27ZM120 193L118 192L117 193V190L112 194V196L111 197H117L118 195H119ZM40 195V196H39ZM48 195H51V194H48ZM117 195V196H116ZM5 196V197H4ZM7 197V198H6ZM28 197V198H27ZM34 198V202H36L37 203V206L35 205L34 206V208H32L31 206H26V203L25 202H30L31 200L30 199H32V201H33V198ZM81 197H83V195H79V197H76L75 199H74V202L76 203V205H80V199H81ZM114 197V198H115ZM28 199V200H27ZM30 200V201H29ZM49 200L51 201L50 203L52 204V201H54V200H51V197H49ZM23 201H24V204H23ZM31 201V202H32ZM22 202V203H21ZM105 202V201H104ZM10 203H12L13 205H11ZM19 205H18V204ZM16 204H17V206H20V207H17L16 206ZM50 204V205H51ZM76 205H73V206H75L76 207ZM28 207V208H26V207ZM6 207H7V210H6ZM10 207V208H9ZM13 207V208H12ZM44 207V208H43ZM2 208V209H1ZM13 209L14 210V214L11 212L10 214H8V215H5V212L7 211V212H10V211H8L9 209ZM20 208V210H24L23 211V213H22V211H18L17 209H19ZM23 208V209H22ZM25 208V209H24ZM31 209V210H30ZM36 211H35V210ZM39 209V210H38ZM44 209V210H43ZM47 209V210H46ZM51 209V210H50ZM3 210H5V212L3 211ZM18 212H17V211ZM46 210V212H44ZM106 210L108 211V209L106 208ZM16 211V212H15ZM33 211V212H32ZM20 212V213H19ZM38 212V213H37ZM48 212H50L52 215H50L51 216V218H49L48 217ZM19 213V214H18ZM29 213V214H28ZM45 213L47 214V217H45L46 215H45ZM77 215H76V214ZM86 213H88L87 215H86ZM104 213V212H103ZM103 213H102V215H103ZM105 213H107V212H105ZM104 213V215H106ZM90 214L91 215H93L92 216V218L90 217ZM5 215V216H4ZM19 215V216H18ZM85 215V216H84ZM22 216V217H21ZM24 217V218H23ZM87 217H90L89 219L87 218ZM99 217V218H98ZM140 216L139 215H137V214H132L130 217H128L127 219H128V221L126 222V227L124 228H121L122 230H123V232L125 233H129L130 231L129 230H131V228H132V226L135 224V222L138 220V218H139ZM10 218V219H9ZM49 218V219H48ZM86 218V219H85ZM97 218V219H96ZM100 219V220H99ZM137 219V220H136ZM95 220V221H94ZM35 221V222H34ZM109 221V220H108ZM107 221V224H109V225H111V223L110 222H108ZM96 223H97V225H96ZM28 224V225H27ZM37 224V225H36ZM133 224V225H132ZM43 225V226H42ZM3 226V227H2ZM6 228H5V227ZM35 226H37V227H35ZM234 226V225H233ZM22 227V228H21ZM26 227V228H25ZM131 227V228H130ZM21 229V230H20ZM32 229V230H31ZM230 229V230H229ZM65 230H73V237L74 236H77L78 235V230L76 229V228H71V227H69V228H67V229H65ZM125 230V231H124ZM228 230L229 231H231V232H234V231H232V226L230 227L229 226V228H228ZM4 231V232H3ZM19 231V233H17ZM23 231H26V232H23ZM45 231H46V228H45ZM39 232V233H38ZM16 233V234H15ZM125 233V234H126ZM21 234V235H20ZM5 238V239H4ZM6 240V241H5ZM74 240V242L76 243V242H78L77 240L78 239H73ZM234 241V240H233ZM5 242V243H4ZM20 242V243H19ZM31 242H32V240H25V241H16L15 243H14V246H12V247H10L9 248V250L11 251H9V253H11L12 255H9L10 257H7L6 259H7V261H9V263L8 262H5V264H25V260H22V261H17V257L15 258H13V255L17 252V251H19V250H17V248L19 247V246H21V245H28L29 246V244L31 245ZM33 242H35V241H33ZM208 242H210V241H208ZM21 244V245H20ZM40 245L42 244V243H39ZM231 244H232V248L234 247L233 245H235V243L233 242L232 243V241H231ZM3 245V246H2ZM0 247V248H1ZM14 250H16V252L14 251ZM230 250V249H229ZM232 250V249H231ZM13 251V252H12ZM234 254L237 256V260H236V264H237V262H238V260L240 259H238V255H237V253L236 252H234ZM75 257V259L76 260H74V258L72 259V261L71 262H73V264L75 263H77L78 262V264H79V261H78V259H77V255L76 256H74ZM219 257H217V256H215V259H216V261L215 262H212L213 264H221V263H219V259H218ZM27 259V258H26ZM39 258L37 257V259H35L36 261L38 260ZM234 259V257H232L231 258V260H233ZM32 260H34L33 258H29L28 260H27V262L26 263H32L31 261ZM34 260V263L36 262ZM25 261V262H24ZM30 261V262H29ZM76 261V262H75ZM17 262V263H16ZM70 262V264H72ZM202 262H204V264L205 263H207V264H210L209 262H208V260H203ZM33 263V264H34ZM2 264V263H1ZM35 264H40V261H37V263H35Z\"/></svg>",
  "mask_w": 264,
  "mask_h": 264
}]
</instances>
